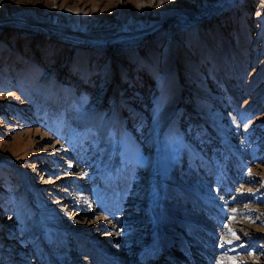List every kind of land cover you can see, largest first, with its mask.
Segmentation results:
<instances>
[{
  "label": "rangeland",
  "instance_id": "374dc122",
  "mask_svg": "<svg viewBox=\"0 0 264 264\" xmlns=\"http://www.w3.org/2000/svg\"><path fill=\"white\" fill-rule=\"evenodd\" d=\"M156 238L264 264V0H0V264Z\"/></svg>",
  "mask_w": 264,
  "mask_h": 264
},
{
  "label": "bare ground",
  "instance_id": "6f19581e",
  "mask_svg": "<svg viewBox=\"0 0 264 264\" xmlns=\"http://www.w3.org/2000/svg\"><path fill=\"white\" fill-rule=\"evenodd\" d=\"M50 151H52L53 153H55V154H57V153H59L60 152V149H59V146L58 145H56L55 147H52V148H50L49 149ZM210 189V188H209ZM209 191V190H208ZM211 191V190H210ZM207 195L208 194H210V193H206ZM201 196V195H200ZM206 198H212L213 199V197H211L210 195H208V197L207 196H205ZM199 199V201L197 200V202L198 203H200V204H202V203H206L207 205H209V204H212V202L210 201V200H202V199H200V198H198ZM206 201V202H205ZM209 203V204H208ZM218 212H216L215 214L214 213H212L213 214V217H215V218H218L219 220H220V218H221V216H219V215H221V212L220 211H222L223 212V209L220 207V208H218ZM207 211V210H206ZM223 215V214H222ZM191 216V215H190ZM191 218V217H190ZM195 221V220H194ZM79 230V229H78ZM208 232V231H207ZM197 233V232H196ZM210 233H208V235H209ZM202 235V234H201ZM207 235V234H206ZM203 236V235H202ZM108 237V236H107ZM94 240V242H96L97 241V239L95 238V237H90V240ZM113 239V235L112 236H109V240H112ZM158 238H156V242H155V247L153 248L152 247V252L149 254V255H147V256H149V258H148V260H146V259H144L143 258V263L142 264H157V263H161L163 260H164V258L166 257V256H168V254H167V251H166V247L164 246L163 247V241H158L157 240ZM203 240H205V241H207L208 243H210L208 240H209V238H208V240H207V238L205 237ZM97 245V244H96ZM97 247V246H96ZM161 247H162V249H161ZM208 247V246H207ZM208 248H210V247H208ZM212 248V247H211ZM183 249H184V251H188L189 252V258H190V260H191V258H193L194 260H195V264H200V262L198 261V262H196V259H198V258H194V257H192V253H191V250L193 249V247L191 246V244H189V243H186L185 245H184V247H183ZM191 249V250H190ZM97 252H100L99 254H96V256L97 257H99V258H103V260L102 261H99V260H95V263L96 264H115L114 263V261H115V258H113V256H111V255H109V254H104L103 252H101V249H99L98 248V250H97ZM187 253V252H186ZM175 255V254H174ZM173 255V256H174ZM173 256H170V259L165 263V264H180V263H182V264H187V263H185L184 261L183 262H177L176 261V258H179V257H177L176 256V258H175V256L173 257ZM209 258H210V256H208ZM202 259V262L204 263L205 262V260L203 261V259L204 258H201ZM212 259V258H211ZM114 260V261H113ZM172 260V261H171ZM190 260H188V262L190 261ZM193 260V261H194ZM208 260V259H207ZM81 261V260H80ZM77 262V263H79V264H87V262H85V261H83V262ZM210 261V260H209ZM164 262V261H163ZM76 263V262H75ZM163 264V263H162ZM189 264V263H188Z\"/></svg>",
  "mask_w": 264,
  "mask_h": 264
}]
</instances>
